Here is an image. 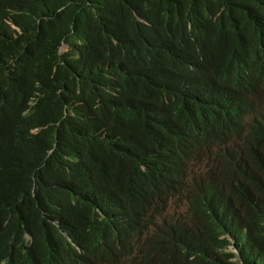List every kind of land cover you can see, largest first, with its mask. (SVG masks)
Segmentation results:
<instances>
[{"label":"trees","instance_id":"obj_1","mask_svg":"<svg viewBox=\"0 0 264 264\" xmlns=\"http://www.w3.org/2000/svg\"><path fill=\"white\" fill-rule=\"evenodd\" d=\"M0 264H264V0H0Z\"/></svg>","mask_w":264,"mask_h":264},{"label":"rangeland","instance_id":"obj_2","mask_svg":"<svg viewBox=\"0 0 264 264\" xmlns=\"http://www.w3.org/2000/svg\"><path fill=\"white\" fill-rule=\"evenodd\" d=\"M66 48H67V47H66ZM173 212H175V213L178 214V215H183V213H185V210H184V209H177V210L174 209Z\"/></svg>","mask_w":264,"mask_h":264},{"label":"clouds","instance_id":"obj_3","mask_svg":"<svg viewBox=\"0 0 264 264\" xmlns=\"http://www.w3.org/2000/svg\"><path fill=\"white\" fill-rule=\"evenodd\" d=\"M66 47H67L66 45L63 46V51H65L67 49ZM232 249L234 250V247Z\"/></svg>","mask_w":264,"mask_h":264},{"label":"bare ground","instance_id":"obj_4","mask_svg":"<svg viewBox=\"0 0 264 264\" xmlns=\"http://www.w3.org/2000/svg\"><path fill=\"white\" fill-rule=\"evenodd\" d=\"M72 62V61H71ZM117 212V211H116ZM122 225V224H121Z\"/></svg>","mask_w":264,"mask_h":264}]
</instances>
